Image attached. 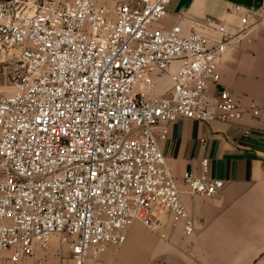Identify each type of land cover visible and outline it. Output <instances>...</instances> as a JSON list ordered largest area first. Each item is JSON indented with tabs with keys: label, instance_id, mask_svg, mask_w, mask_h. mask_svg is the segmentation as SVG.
<instances>
[{
	"label": "built area",
	"instance_id": "obj_1",
	"mask_svg": "<svg viewBox=\"0 0 264 264\" xmlns=\"http://www.w3.org/2000/svg\"><path fill=\"white\" fill-rule=\"evenodd\" d=\"M170 1L0 0V264L53 237L71 264H101L128 225L156 231L164 212L194 232L159 141L180 119H264V98L244 108L211 89L251 12L235 6V28L209 17L156 27ZM207 165L184 175L187 194L222 188Z\"/></svg>",
	"mask_w": 264,
	"mask_h": 264
},
{
	"label": "crops",
	"instance_id": "obj_2",
	"mask_svg": "<svg viewBox=\"0 0 264 264\" xmlns=\"http://www.w3.org/2000/svg\"><path fill=\"white\" fill-rule=\"evenodd\" d=\"M116 1L133 0H95L105 7ZM235 6L252 17L243 40L221 56L220 80L211 89H227L245 108L264 98V0H171L155 26L187 28L209 17L235 28L240 17ZM159 149L194 232L186 235L181 224L172 225L169 212L160 215L156 231L134 221L124 229L122 244L106 246L101 264H264V119L247 114L238 123L180 119L169 125ZM203 159L205 178L223 186L211 197L191 196L182 180L185 174L202 176ZM18 264H71L69 249L53 237L45 251Z\"/></svg>",
	"mask_w": 264,
	"mask_h": 264
}]
</instances>
